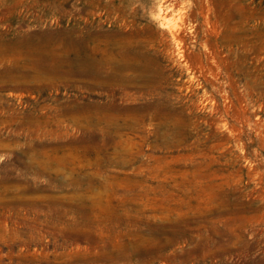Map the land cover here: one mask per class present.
Masks as SVG:
<instances>
[{
	"label": "rangeland",
	"instance_id": "1",
	"mask_svg": "<svg viewBox=\"0 0 264 264\" xmlns=\"http://www.w3.org/2000/svg\"><path fill=\"white\" fill-rule=\"evenodd\" d=\"M167 1L0 0V264H264V0Z\"/></svg>",
	"mask_w": 264,
	"mask_h": 264
},
{
	"label": "bare ground",
	"instance_id": "2",
	"mask_svg": "<svg viewBox=\"0 0 264 264\" xmlns=\"http://www.w3.org/2000/svg\"><path fill=\"white\" fill-rule=\"evenodd\" d=\"M168 7L169 9H175L176 5H178L177 0H168ZM160 18L162 20V23L165 24L166 27H168V30H170L171 36L174 40V42L176 43L177 47H178V54L180 55L181 58H185L186 59V52H187V43H186V39L184 36H182L181 34V30H183V24L185 21V18L187 17L186 13H182L181 15V21L179 20V22H174L171 23L170 21L167 20L168 17V9H164V8H160ZM189 17V16H188ZM194 31V30H193ZM128 41V40H127ZM130 43V42H129ZM126 45V43L124 42V46ZM108 48V47H107ZM87 49V53L85 54L84 57V65H85V72L86 73H96L97 75L102 74L105 72V67L108 66V64L112 63L114 61L113 59V54H118V55H122L121 57H123L124 59H126L127 61L130 58H133V56H131V52L130 50H128L129 54L127 53V49H125L124 47H116L117 51L116 53H112V55L109 52L108 57L107 56H103V57H96L94 54H91L92 48L91 47H86ZM109 49V48H108ZM129 49V48H128ZM135 49V48H133ZM132 50V49H131ZM105 53L107 52V49H104ZM110 51V50H109ZM115 51V50H114ZM134 51V50H133ZM140 52H138L137 54H139ZM112 58H111V56ZM144 55V52H142L141 56ZM150 56V55H149ZM148 57V56H147ZM83 58V57H82ZM116 58V57H115ZM144 58V57H143ZM146 59V58H145ZM81 60V59H80ZM147 62H149L146 59ZM145 61V62H146ZM82 62V63H83ZM144 62V60L142 61ZM147 64V63H146ZM95 66V69H92V66ZM118 65V64H117ZM117 65H115V67L113 68V71L108 72L106 75V78H111V79H117V74L116 72H114V70L117 68ZM80 68V67H79ZM141 68V67H140ZM110 69V68H109ZM83 71V70H82ZM96 71V72H95ZM108 71V70H107ZM146 73V72H145ZM145 75V74H143ZM145 78V77H144Z\"/></svg>",
	"mask_w": 264,
	"mask_h": 264
}]
</instances>
